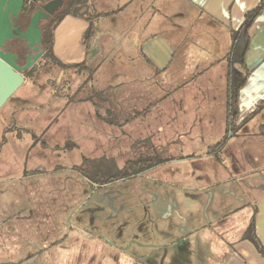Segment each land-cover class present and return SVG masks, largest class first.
Masks as SVG:
<instances>
[{
    "label": "crops",
    "instance_id": "crops-1",
    "mask_svg": "<svg viewBox=\"0 0 264 264\" xmlns=\"http://www.w3.org/2000/svg\"><path fill=\"white\" fill-rule=\"evenodd\" d=\"M260 1L120 0L112 10L95 11L99 17L86 41L85 15L68 14L55 25L52 54L73 70L83 64L92 74L90 66L103 49L137 51L138 58L130 59L138 60L136 77L117 82L104 75V88L87 96L97 100L91 108L64 109L75 115L71 121L82 120L75 123L81 128L96 130L95 135L86 133V139L98 138L100 131L106 137L118 132L130 148L147 138L153 146V134H143L142 123H136L150 119L158 136L155 154H150L162 156L174 147L178 154L150 169L156 178L144 172L105 187L88 183L87 201L73 193L62 202L68 190L63 177L86 182L72 170L77 165L19 174L9 166L6 172L0 169V264H264L244 238L254 217L255 236L264 249V10L248 32L239 126L221 150L206 154L225 135L231 33ZM240 45L242 80L246 42ZM149 77L157 80L155 89L143 90ZM162 80L172 88L157 89ZM195 82V88L182 86ZM202 84L217 90L198 88ZM21 85L1 105L0 114L14 105ZM165 129H172V135ZM69 140L67 147L78 148ZM166 171L172 181L164 178Z\"/></svg>",
    "mask_w": 264,
    "mask_h": 264
},
{
    "label": "rangeland",
    "instance_id": "rangeland-1",
    "mask_svg": "<svg viewBox=\"0 0 264 264\" xmlns=\"http://www.w3.org/2000/svg\"><path fill=\"white\" fill-rule=\"evenodd\" d=\"M85 1L88 3H93L94 1L95 3L93 7H86L80 11L81 13L89 15L90 13H95V11L105 12L112 10L120 0ZM155 6L156 4H153V7ZM148 7L150 8L151 5ZM149 8L147 10L151 12L152 9ZM72 12L73 11H69V13ZM51 25L52 23H50L49 31L53 34ZM148 30L151 31L152 29L149 28ZM93 31L92 34L95 33ZM117 36V34H114V38ZM91 47L94 48V44H91ZM239 48H242L241 45ZM240 49L238 50L240 51ZM136 54L137 51H128L126 49H103L102 54L99 55L96 62L90 66L93 70L92 74L86 69H61L53 64L48 57H41L27 70L29 74L26 75L25 82L21 85L17 93L14 105H8L0 114V147L2 148L4 146L0 152V169L6 172L10 167L12 174H19V171L23 172L25 170L36 169L49 172L58 166H79L82 163V159L90 158L88 160L98 162V165L103 170L102 175L110 176L115 171L114 169L121 170L130 160H134L138 157L139 150L130 148V141L122 137L121 133L113 132L111 134L115 137H106L103 135V132L100 131L98 138L94 136L92 140H87L86 137H89L86 133H93L95 135L96 130L88 129V126L87 128H81V126L75 124L76 122L81 123L82 120L79 119V116L77 118L79 120L71 121L70 119H74L75 115L65 113L64 111L66 106L72 107L79 105L84 106V108H91L93 100H97L87 98V96L91 95L93 90L104 88V75L116 77L118 80L117 82H120V79L127 80V78L136 77L139 73L137 70L139 67H136L138 60H133L132 62L130 60L131 58L137 59L138 56ZM106 59L111 62H108ZM109 63L111 64L110 66H108ZM232 67L233 83L235 85L242 78V68L238 51L235 54ZM92 78L97 79L96 84L92 83ZM162 81L164 83L159 82V87L157 89L170 90L172 88L170 82L167 83L164 80ZM198 82L200 81L198 80ZM156 84L157 80L155 77H149L146 82L142 83V85H144L142 89L153 88L152 90H154ZM186 84L187 83H184L182 86L184 87L185 85L194 88L197 86L196 82L194 84ZM198 88L217 90L216 87H205L203 84L198 86ZM154 115L153 113L152 117H154ZM216 121L214 117L213 122ZM84 122V124L90 123L88 120H84ZM136 123H142L143 130L140 131H142L143 134L144 132L148 135L153 134V139L151 140L156 144L158 136L155 134L156 132L151 129L155 120H144L139 118ZM17 125L23 127L17 129ZM162 132L163 131H160L159 133L162 134ZM172 132V129H165L164 131L165 134L170 135H172ZM180 132L187 133V130ZM163 138L167 137L163 136L162 139ZM69 139L72 140L71 142L78 144V148L67 147V142L70 141ZM143 140L150 141L149 138ZM2 141L5 143L2 144ZM137 142L138 141L133 142V145ZM166 143L168 142L162 144L166 145ZM154 144V148L150 150L152 153L154 151L153 154H155L156 150ZM144 151H147L146 154H150L148 150ZM177 152L178 151L174 147L168 151V153L164 152L162 156H159L166 159L169 155L175 156V154H178ZM146 174L154 178L158 175L157 172L150 169L146 171ZM165 174L164 178L172 181L171 173L166 171ZM85 181L86 182L78 179L71 183L70 181H66V178L63 177V184L67 186L68 190L65 195H62V202L75 197L74 194H76L77 198H80V200L87 201L88 198L91 197L89 191L91 184L86 179ZM6 200V197H4V201Z\"/></svg>",
    "mask_w": 264,
    "mask_h": 264
},
{
    "label": "trees",
    "instance_id": "trees-1",
    "mask_svg": "<svg viewBox=\"0 0 264 264\" xmlns=\"http://www.w3.org/2000/svg\"><path fill=\"white\" fill-rule=\"evenodd\" d=\"M39 1V0H37ZM41 2L44 0H40ZM74 7L71 10L63 12L61 15L56 17L52 20V31L55 25L60 22V20L68 14H71L76 17H80L85 15L86 19L89 22V29L86 32L84 36V40L89 38L91 28H92V21L95 17H99V15H95L94 13H90L89 15L85 13H81L80 11L82 9H85L86 7H93L91 6L92 3H88L85 0H73ZM34 9V6L28 8L25 10L26 13L32 12ZM264 10V0H261L256 8L253 10L247 12L244 16V21L242 25L239 27L237 31H234L231 33V40L232 45L229 50V52L226 55V59L228 62V80H227V107H226V121H225V135L224 137L213 147H209L206 151V154H211L216 151H219L223 148L226 141L230 138L232 134L236 131L237 127V119H238V93L241 90V88L244 86L247 78V71L245 68V62H244V55L247 51V41H248V32L253 25L254 21L258 18V16L263 12ZM69 11H73L72 13H69ZM50 23L48 26H45V28L41 29V42L43 44L45 53L43 56L48 57L53 64L57 65L61 69H66L65 65L61 64L59 61H57L51 51L52 47V39L53 34L50 33ZM243 42H246V45L243 49V57L241 59V64L244 67V78L239 82V84L234 85L233 83V67L232 62L235 57L236 52L239 49L240 44ZM75 69H87L84 67L83 64L81 65H75L73 66ZM26 72V73H25ZM25 76L29 74L28 71H25ZM4 141H2L3 143ZM134 149H144L150 151L152 148H154L150 141L146 140H138L137 143L133 146ZM168 159L161 158L160 156H156L153 154H138V157H136L134 160H130V162L127 163V165L123 169H114L115 171L109 176L102 175V168L98 165L97 161L94 160H88V159H82V163L79 166L73 167L72 170L80 174L84 179H86L91 186H97V187H105L108 185H111L116 182H122L126 180H130L132 178H135L136 176H140L147 170L162 165L166 162H168ZM244 238L249 240L262 257H264V249L261 246L259 240L255 236L254 232V217L251 218L248 228L245 231Z\"/></svg>",
    "mask_w": 264,
    "mask_h": 264
},
{
    "label": "water",
    "instance_id": "water-1",
    "mask_svg": "<svg viewBox=\"0 0 264 264\" xmlns=\"http://www.w3.org/2000/svg\"><path fill=\"white\" fill-rule=\"evenodd\" d=\"M24 0H0V78L4 84V90L0 93V107L5 101L17 90L24 82L23 72L30 69L42 53L29 58L26 57L23 66L18 64L19 56L7 50V42L9 40H21L32 45L35 41L41 42V30L38 27L40 16L38 14H53L60 6L59 0H52L45 3L41 9L34 11L28 28L25 31L18 32L12 27L11 17L18 18V14L22 11Z\"/></svg>",
    "mask_w": 264,
    "mask_h": 264
},
{
    "label": "flooded vegetation",
    "instance_id": "flooded-vegetation-1",
    "mask_svg": "<svg viewBox=\"0 0 264 264\" xmlns=\"http://www.w3.org/2000/svg\"><path fill=\"white\" fill-rule=\"evenodd\" d=\"M49 1L52 0H44L42 2L40 0H24V5L22 11L18 14V18L14 19L13 17H11L10 14V20L13 24L12 27L16 28L18 32L25 31L28 28L29 21L32 15L34 14V11L42 10L41 7ZM59 4V8L51 15H46L42 13L38 14V16H40L41 18L38 24L40 30L45 28V26H48V24L52 22L53 19L61 15L63 12L71 10L74 7L73 0H59ZM32 6H34L33 11L30 13H26L25 10ZM6 47L8 51L19 56L18 64L21 66L25 64L27 56L32 59V57H35L40 53H42L41 57H43L45 53L42 42L39 43L37 41H35L32 45H28V43L23 42L21 40L12 39L7 42ZM22 74L24 75V72Z\"/></svg>",
    "mask_w": 264,
    "mask_h": 264
}]
</instances>
